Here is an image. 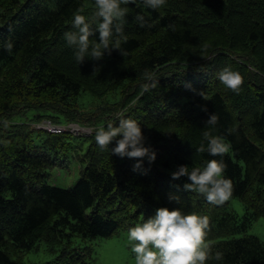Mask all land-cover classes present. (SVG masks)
Segmentation results:
<instances>
[{
  "label": "trees",
  "instance_id": "1",
  "mask_svg": "<svg viewBox=\"0 0 264 264\" xmlns=\"http://www.w3.org/2000/svg\"><path fill=\"white\" fill-rule=\"evenodd\" d=\"M127 7L117 37L121 51L78 63L64 33L73 30L78 11L93 15L94 0H0V264H19L11 255L28 253L40 241L52 252L60 246L66 264H85L84 254L69 247L73 238H109L159 207L208 217L213 256L207 264H264V243L246 234L264 216V0H167L159 10L136 0ZM137 15L145 17L144 26ZM90 39L98 42V32ZM226 67L243 77L238 94L219 79ZM146 71L159 87L141 95ZM85 95L99 101L89 112L96 126L89 135L44 131L42 139L40 130L15 121L37 112L34 121L86 127L80 119ZM112 107L120 112L113 120L141 124L146 146L156 152L153 163L145 160L134 170L137 158L96 144L95 131L110 123ZM214 113L212 128L206 121ZM206 130L222 137L229 152H199ZM74 137L88 141L87 166L73 188L49 185L50 171L66 161ZM212 159L227 164L231 198L243 201L244 216L227 201L215 205L185 190L187 177H171L179 165L191 170ZM216 252L223 253L220 261Z\"/></svg>",
  "mask_w": 264,
  "mask_h": 264
},
{
  "label": "clouds",
  "instance_id": "2",
  "mask_svg": "<svg viewBox=\"0 0 264 264\" xmlns=\"http://www.w3.org/2000/svg\"><path fill=\"white\" fill-rule=\"evenodd\" d=\"M136 0H94L95 11L91 17L78 11L71 21L73 30L64 33L66 44L74 50L78 63L85 58L103 59L105 53L113 49L120 50L127 5ZM146 8L159 10L167 4V0H141ZM136 20L141 26L146 23L143 15H137ZM98 24L94 27V23ZM98 32L99 41L90 39ZM13 44L9 41L5 48L11 51ZM121 51V50H120ZM98 69V68H97ZM220 81L234 93L241 91L244 83L242 75L231 68H224L219 73ZM158 78L152 72L146 71L141 84V95L158 88ZM218 122L217 115L211 114L206 125L214 128ZM206 144L202 143L198 151H207L211 156H223L230 150V145L220 136H214L210 130L203 133ZM96 144L101 149H108L120 158H137L134 170L141 168L144 161L149 164L156 160V152L146 146V137L141 124L131 118L117 117L106 127L95 131ZM114 142V144H113ZM113 144L110 148L109 145ZM227 164L223 159L209 160L205 166L193 167L179 165L171 173L173 179L187 177L183 188L187 191L202 194L210 203L221 205L228 201L233 193L230 178L226 177ZM169 200L179 201L178 196H169ZM209 220L207 216L198 213H185L181 208L159 207L154 214L128 229L127 239L135 264H207L212 258L211 246L207 242ZM215 259L223 258L222 252L214 254Z\"/></svg>",
  "mask_w": 264,
  "mask_h": 264
},
{
  "label": "rangeland",
  "instance_id": "3",
  "mask_svg": "<svg viewBox=\"0 0 264 264\" xmlns=\"http://www.w3.org/2000/svg\"><path fill=\"white\" fill-rule=\"evenodd\" d=\"M98 103L99 101L91 100L87 95L80 99V104L83 109H85L80 116L81 123L83 122V124L87 125L86 128L91 130L95 129L96 126L94 128L91 126L90 123L93 116L90 115L89 112H93L91 109L96 107ZM110 112V115L105 119L108 122L113 121V119L120 113L115 112L113 107L110 108ZM40 113L48 114L45 112ZM35 114H37V112H29L26 114V117L16 118L15 121L26 122L31 126L35 125L37 127L46 122L45 119H42L41 121L32 120ZM81 126L85 127L83 125ZM38 133H40L39 135L42 139L46 138V133L44 131ZM71 143L74 148L68 152L66 161L60 159V161L56 163V166L50 171L47 179L49 185H55L61 189H71L79 180L81 169H84L87 166L84 154L88 147V141L74 137L71 140ZM76 155L78 156L76 157ZM227 204L228 209L234 211L240 217L244 216L246 213L242 200L231 198L227 201ZM129 228L130 225H123L109 238H98L90 241L73 238L69 247L84 254L83 262H85V264H135L134 254L131 252L130 242L127 239ZM246 234L254 235L264 243L263 215H258L254 219ZM60 251V246H57L56 251L52 252L44 241H40L36 248L30 252L20 254L21 256L12 254L11 257L19 264H66V259L61 256Z\"/></svg>",
  "mask_w": 264,
  "mask_h": 264
},
{
  "label": "built area",
  "instance_id": "4",
  "mask_svg": "<svg viewBox=\"0 0 264 264\" xmlns=\"http://www.w3.org/2000/svg\"><path fill=\"white\" fill-rule=\"evenodd\" d=\"M38 128L45 129L49 133H60V132H65V131L77 133L80 131H83V132L85 131L84 129L80 128L79 126L75 124L68 125V126H56L47 121L39 125Z\"/></svg>",
  "mask_w": 264,
  "mask_h": 264
}]
</instances>
